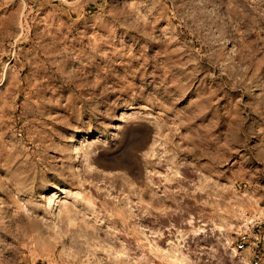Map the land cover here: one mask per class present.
I'll return each mask as SVG.
<instances>
[{"label":"rangeland","instance_id":"374dc122","mask_svg":"<svg viewBox=\"0 0 264 264\" xmlns=\"http://www.w3.org/2000/svg\"><path fill=\"white\" fill-rule=\"evenodd\" d=\"M0 264H264V0H0Z\"/></svg>","mask_w":264,"mask_h":264}]
</instances>
